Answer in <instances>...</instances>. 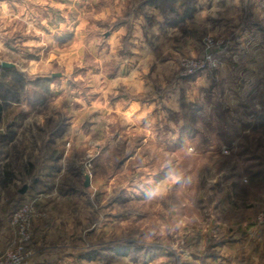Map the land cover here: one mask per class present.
Returning a JSON list of instances; mask_svg holds the SVG:
<instances>
[{"label":"rangeland","instance_id":"obj_1","mask_svg":"<svg viewBox=\"0 0 264 264\" xmlns=\"http://www.w3.org/2000/svg\"><path fill=\"white\" fill-rule=\"evenodd\" d=\"M208 3L209 0H49L35 14L36 28L31 31L18 21L13 9L7 21L0 23V128L9 129L7 136H0V209L6 208L10 217L9 212L20 201L35 199L43 215L35 218L32 230L43 227L38 235L40 247L73 251L59 255L63 263L68 264L70 259V264H129L127 257L132 256L134 264H174L166 250L103 242L107 230L116 223L120 207L139 194L130 181L127 187L121 186L126 180L122 173L127 169L134 174L137 152L146 147L158 148L167 137L161 105L151 112L155 143L144 131L145 122L139 126L118 124L113 131L127 138L120 158L110 168L89 177L88 186L84 175L75 170L60 173L57 178V161L67 142L64 137L68 136L65 129L58 127V118L65 117L70 127L73 117L63 110L81 107L70 101L83 97L90 105L101 99V93L93 90L92 77L102 69L111 79L117 71L127 74L147 65L143 77L146 82L167 81L173 100L179 97L203 106L199 113L202 134L197 136V143L205 152L197 156L194 167L197 175L206 170L215 183L198 184L193 206L187 210L196 218L194 232L204 242L203 250H193L195 259L191 264H211V242L222 241L221 231L229 226L232 230L239 225L248 228L257 224L256 215L264 208V123L254 117L247 120L236 109L211 107V78L220 66L221 43L211 35ZM101 13L106 18L96 20L95 16ZM82 20L86 21V28L78 33ZM93 25L100 31H93ZM81 35L86 44L99 41L83 57L79 49L72 47ZM207 40L215 43L212 49L218 67L189 72L184 61L211 52V47L207 50ZM154 49H160L162 55L156 57ZM52 55L57 59L44 63ZM60 58L65 59L66 65L72 64L71 79L65 76L66 67L61 68ZM78 59L84 67H77ZM96 61L102 62V68L96 66ZM3 62L13 65L3 67ZM76 76H84L85 81L77 83ZM57 101H61L60 109L54 107ZM26 108L33 112L34 120L44 117L47 130L29 133L13 142L12 129L21 123ZM49 118L51 125L47 124ZM155 171L153 164L143 175ZM24 185L27 189L21 193ZM6 222L0 220V228L4 227L0 236L8 247L16 233ZM46 254L43 248L33 251L32 262L49 264L50 255Z\"/></svg>","mask_w":264,"mask_h":264},{"label":"clouds","instance_id":"obj_2","mask_svg":"<svg viewBox=\"0 0 264 264\" xmlns=\"http://www.w3.org/2000/svg\"><path fill=\"white\" fill-rule=\"evenodd\" d=\"M36 2H47V0H36ZM92 2L99 3V0H92ZM214 2L215 6L227 10L228 15L225 19L234 25L246 17H255L254 6L250 0H209L206 7L211 9ZM117 3H120V0H117ZM88 15L91 16V13ZM8 16V4L6 0H0V23ZM105 18L104 13L95 16L96 20ZM254 22L264 26V21L259 18H255ZM85 28L86 21L82 20L77 32L80 33ZM92 30L100 31L94 25ZM36 35H42V33L37 32ZM97 43H99L98 40H92L86 44L81 35L72 47L79 49L83 57L85 53L92 51L93 45ZM0 49H3L2 43H0ZM153 54L160 57L162 52L160 49H154ZM55 59L57 57L52 55L44 63L50 64ZM109 59L110 57H105V60ZM32 64L34 65L35 62ZM59 64L61 68L66 67L64 74L71 79L72 64L66 65L63 58L59 59ZM76 65L77 67L85 66L80 59L77 60ZM96 66L102 68V62L96 61ZM147 71L148 66L145 65L127 74L117 71L109 79L102 69L99 75L92 77L95 81L93 90L101 93V99L90 105L85 103L83 97L70 101L71 104H79L81 107L72 108L70 111L63 110L73 117L70 127L65 117L58 118V127L65 129L68 136L64 137L67 142L61 149V155L57 161V178L60 173L75 170L84 175L87 180L94 173L110 168L120 158L123 141L127 138L123 135L117 136L113 131L118 124L139 126L142 121L145 122L144 131L155 143L151 136L154 123L151 112L156 105H161L167 122V137L161 140L158 148L146 147L137 152L134 158L136 163L133 165L134 174L127 169L122 173V178L126 180L121 186L127 187L130 181L133 189L139 194L120 207L115 217L116 223L107 230L108 235L104 237L103 242L105 244L129 243L141 249L159 248L171 254L174 264H191L195 259L193 250H203L204 242L195 234L196 218L187 210L193 206L198 184L215 183L206 170L197 175L194 167L197 156L205 152L202 144L197 143V136L202 134L199 113L203 111V106L185 102L179 97L173 100L167 91V81L146 82L144 80L143 77ZM75 80L80 83L85 81V77L76 76ZM88 86L91 85L88 84ZM117 97L121 99L113 103L112 101ZM66 98L67 95L62 99ZM54 107L60 109L61 101H57ZM52 122L49 118L47 124L51 125ZM28 125L30 127H26ZM12 130L15 132L13 140L15 142L29 133L46 131L47 128L43 116L34 120L33 112L26 108L21 123L14 126ZM8 132V128H0V136H7ZM147 144L148 142L145 141L146 146ZM153 164L156 166V171L147 176L143 175ZM254 226L258 233L260 225L254 224ZM127 259L129 264H134L132 256H128ZM233 264H264V254L256 255L253 252L248 256L241 255L233 261Z\"/></svg>","mask_w":264,"mask_h":264},{"label":"crops","instance_id":"obj_3","mask_svg":"<svg viewBox=\"0 0 264 264\" xmlns=\"http://www.w3.org/2000/svg\"><path fill=\"white\" fill-rule=\"evenodd\" d=\"M6 2L8 11L13 9L22 25L24 24L28 29L29 26L35 29V14L39 13L41 4H46L49 0L46 3L36 2V0H8ZM250 3L254 6L255 17L241 19L235 25L225 19L228 15L225 8L215 6V2L211 9L208 8L209 14L211 13V21L208 23L211 27V35L221 43L218 53L220 66L211 78L213 81L211 83V107L236 109L241 117L245 116L247 120L254 117L264 123V26L254 22L255 18L264 21V0H250ZM217 20L220 22H215ZM6 217L7 209L5 208L4 211L0 209L1 222H9V216L7 220ZM39 226L35 227L28 244L32 254L33 251L36 252L43 248L46 255H50L48 256L49 264H66V261L63 263L59 255L72 254L73 251L49 246L40 247L41 242H39L38 235L43 227ZM242 226L239 225L238 229L232 230L229 226L227 230L221 231L223 232L222 241L211 242V264H233V261L241 255L248 256L253 252L256 255L264 254V227H260L256 233L257 229L254 225L248 228L246 225ZM3 238L0 236V255L4 253L7 248L5 245L8 243ZM211 238L220 239L215 236ZM258 241L259 246H257ZM67 260L70 264L71 260ZM32 261L34 259L31 256L26 264H34L35 262Z\"/></svg>","mask_w":264,"mask_h":264},{"label":"built area","instance_id":"obj_4","mask_svg":"<svg viewBox=\"0 0 264 264\" xmlns=\"http://www.w3.org/2000/svg\"><path fill=\"white\" fill-rule=\"evenodd\" d=\"M207 50L211 47V52L206 53L199 59L185 60L184 65L189 67V72L195 69L211 67H218V62L214 58L213 40H207ZM264 208H262L256 215L255 221L258 225L264 224ZM43 212L37 209L35 199H25L13 209L10 214L9 222L15 230L16 237L11 241L6 251L0 255V264H26L32 256V250L28 247L32 239V223L36 217L42 216Z\"/></svg>","mask_w":264,"mask_h":264},{"label":"water","instance_id":"obj_5","mask_svg":"<svg viewBox=\"0 0 264 264\" xmlns=\"http://www.w3.org/2000/svg\"><path fill=\"white\" fill-rule=\"evenodd\" d=\"M13 64H11V63H8V62H3L2 63V66L3 67H10V66H12ZM90 179L88 178L86 181H85V185L86 186H88L89 184H90V181H89ZM26 189H27V185H24L21 189H20V192L21 193H24L25 191H26Z\"/></svg>","mask_w":264,"mask_h":264},{"label":"trees","instance_id":"obj_6","mask_svg":"<svg viewBox=\"0 0 264 264\" xmlns=\"http://www.w3.org/2000/svg\"><path fill=\"white\" fill-rule=\"evenodd\" d=\"M0 115H1V106H0ZM7 174H8V176H9L10 173H7ZM18 204H19V203H18ZM18 204H16V206H17Z\"/></svg>","mask_w":264,"mask_h":264}]
</instances>
